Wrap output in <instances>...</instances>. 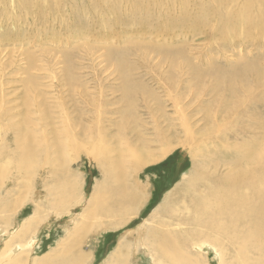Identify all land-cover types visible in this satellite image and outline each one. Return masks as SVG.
Returning <instances> with one entry per match:
<instances>
[{
	"label": "bare ground",
	"instance_id": "bare-ground-1",
	"mask_svg": "<svg viewBox=\"0 0 264 264\" xmlns=\"http://www.w3.org/2000/svg\"><path fill=\"white\" fill-rule=\"evenodd\" d=\"M20 1L19 7L29 17L31 11L29 8L24 9L27 7L26 2ZM88 1V4H82V14L87 18L86 26L73 29L88 34L95 28H101L105 33H117L119 26L132 23L133 30L138 33L158 32V40L171 42L164 41L156 45L151 40H145V43L141 40L142 48L139 47V50L144 48V51L141 50L140 53L144 57H147L148 52L157 53L162 64L168 65L169 72H172L158 79L161 85L154 88L139 78L142 75L140 70L145 66L128 59L130 55L127 49L136 44H127L121 51L110 49L106 52L105 59L108 63L112 62L120 80L116 92L120 93L118 101L122 107L109 111L107 106L105 109L102 106L95 114L101 125L106 123L110 128L108 130L106 126L98 131L102 134L99 139L105 151L99 152L98 145L90 151V158L99 164L104 179L95 186L88 206L82 213L85 214L82 219H98L99 223L96 221L94 226L107 223V228L127 223L138 212L137 206L146 193L136 173L148 164L164 158L175 145H181L192 155L193 167L189 173L185 172V183L169 194L166 203L161 204L141 228L133 233L137 242L135 250L138 246L146 248L150 256L148 264H210V257L213 256H216L219 264H264V54L257 52L250 56L236 55L234 60L227 59L230 57L222 59L221 53V58L217 57L213 48L206 56V61L197 64L190 54L188 37L181 40L180 44H176L172 37L176 35L179 39L183 34L191 35L200 31L206 34V38L211 36L210 41L215 40L212 45L216 47L219 42L218 45L222 46L235 38L264 37V0H206L208 3L203 0L195 3L191 0ZM126 2L134 9V16L128 17V12L121 9L125 8L123 6H126ZM165 3L167 4L164 5ZM192 5L195 6L192 8ZM162 7L169 10L162 11ZM98 13V21H92ZM75 18L76 16H72L71 20H76L77 23L78 18ZM0 40H4L1 35ZM240 46L239 48L243 47ZM135 48L134 53L138 50ZM225 49H229V46ZM223 52L225 55L226 52ZM1 53L0 51V163L8 151L23 153L21 159L23 155L34 156L33 148L37 145L33 143L34 133H26L24 139H19L21 133L18 130L12 141L14 148H8L6 135L11 128L9 131L5 129L3 117L11 110L7 105L12 102L14 104L17 99L16 91L8 92L7 89L21 81L11 74L3 73ZM157 61L159 63L158 59ZM8 65L7 63L6 66ZM65 68V77L68 76L70 82L72 69L69 65ZM74 78L75 75L71 80ZM23 83L33 87L37 82L34 76H30L21 85ZM87 111L88 109L81 110L79 114L85 117ZM101 114L105 115L104 122L100 119ZM18 126L21 124L18 123ZM172 129H177L181 135L174 131L167 132ZM57 143L58 141L55 146ZM24 158L23 161L26 162L27 158ZM20 198L17 199V204L20 203ZM171 201L173 205L169 206ZM40 212L38 203L35 212L23 220L20 229L10 232L6 237L0 249V264H14L24 256L29 257L40 233L39 229L34 231L33 227L34 223L40 225L42 222V219L38 220ZM81 222L82 220L78 223ZM86 226L87 224L79 229ZM1 228L0 233L8 234ZM79 229L76 227L77 231ZM30 233L31 237L25 239ZM73 236L75 235L69 234L68 239ZM64 242L69 241H61L60 250ZM132 244L127 243L126 246L123 243V246L112 253L106 264H127L130 254L135 252ZM211 250L214 253H210ZM205 251L203 262L202 253L199 254L200 257L194 256ZM226 256L230 258L229 261L225 260Z\"/></svg>",
	"mask_w": 264,
	"mask_h": 264
},
{
	"label": "rangeland",
	"instance_id": "rangeland-1",
	"mask_svg": "<svg viewBox=\"0 0 264 264\" xmlns=\"http://www.w3.org/2000/svg\"><path fill=\"white\" fill-rule=\"evenodd\" d=\"M27 1L31 4H28ZM198 1L201 0H191L192 3ZM203 1L208 3L206 0ZM24 2L27 6L24 9L28 10L29 8L31 17H28L26 12L19 7L20 0H0V25L2 24L0 35L4 38V40H0L2 69L4 70L3 73L11 74L19 82L34 76L37 83L33 87L32 85L28 87L24 83L21 85L20 82L7 89L8 92L16 91L17 101L7 105L11 107V112L9 111L4 115L3 123L6 130L9 131L11 128L6 135L8 148H14L12 141L15 138V131L18 130L21 133L19 139H24L26 133L28 135L34 133L35 142L33 141V143H37V145H34L33 148L34 156L27 155L25 157L23 155L24 160L27 158L26 162L20 158L23 153L8 151L2 160L3 162L0 163V227L4 228V230L1 228L4 232L5 230L8 232V234L0 233V249L10 232L20 229L23 220L35 212L39 203L41 212L38 220L42 219V222L40 225L34 223L33 226L34 231L39 229L40 232L35 249L29 253L28 258L24 256V258H20L21 261L19 259L20 262L16 261L14 264H106L112 253L123 246V243L126 245L133 242L131 247H134L135 250L134 245L137 242L133 233L141 228L144 221L150 218L161 204L166 203L165 200L169 194H172L179 185L185 183H183L184 175L185 172L189 173L192 169L193 159L185 146L175 145L164 158L140 169L136 175L146 193L142 202L137 206L138 212L134 213L127 223L119 227L107 228L105 226L107 223L94 226L98 219L96 221L87 218L82 219L85 215L82 213L88 206L89 198L93 195L95 186L104 179L99 164L90 158L92 155L90 151L96 145H98L99 152L105 151L104 145L100 143L101 140L99 139L102 134L98 131L100 128L106 127L107 124L101 125L96 120L95 114L102 106L104 109L107 106L109 111L122 107L119 104L121 102L118 101L120 93L116 92L120 80L112 62L109 61L108 63L105 55L110 49L121 51L125 49L127 44H136V46L127 49L129 57H131L128 59L132 63L143 64L145 67L140 70L142 75L139 78L143 79L145 84L158 88L161 85L158 83V79L166 77L172 71L169 72L168 65L162 64L163 61L157 53L148 52L147 57H144L140 53L141 50L144 51V48L139 50V47L142 48L141 40H144V43L145 40H151L156 45L164 41L167 43L171 41L158 40L160 39L157 36L158 32L138 33L133 30L132 23L119 26L116 30L117 33H105L103 29L95 28L91 30L93 32L89 35L73 29L79 28L81 25L86 26L87 18L82 14L84 9L82 4H88V0H64L62 3L61 0H24ZM176 2L179 4V1ZM58 3L60 4L58 5ZM128 3L126 2V6H123L125 8L121 9L128 12V17H131L135 15L134 9ZM122 4L124 3L122 2ZM194 6L192 5V8ZM168 10L169 8L162 7V11ZM99 13L95 19L90 18V20L97 22ZM64 16L65 18H63ZM72 16L78 18L77 23L76 20L75 22L71 20ZM3 17L4 19H2ZM13 18L14 20H12ZM14 22L17 23L14 24ZM164 32L168 36L166 31ZM183 35H181L182 37L179 35L180 40L177 39L176 35L172 37L175 38L176 44H180L181 40L183 41L186 36L188 37L190 54L197 64L204 63L207 59L206 56L213 48L216 56L220 58L222 56V59L230 57L227 59L234 60L236 55L237 57L250 56L257 52L264 54L263 36L259 39L257 36H254L253 39L251 37L249 39L235 38L234 41L233 39L229 40L227 44L223 43L225 46L218 45L219 42L216 47L214 44L212 45V41L215 40L210 41L211 36L206 38V34L200 31L191 35ZM172 37L169 39L171 40ZM228 46L229 49H225ZM133 48L138 49L137 52L134 53ZM230 50L236 53H232ZM244 50L246 54L243 53ZM223 51L226 52L225 55ZM7 63L8 66H6ZM67 65L72 69L70 82L68 76L65 77ZM74 75V80H71ZM54 76L57 78L55 79ZM84 95H89L90 98ZM25 101L27 102L25 103ZM87 109L88 114L85 113V117L79 114L81 110L86 111ZM101 116L100 119L104 122L105 115L101 114ZM18 123L21 126H18ZM106 128L110 129L108 126ZM172 131L181 135L177 129L167 132ZM173 138L178 139L175 136ZM56 141H58L57 146H55ZM104 141L107 140L104 139ZM105 144L108 146V143ZM19 198L21 200L17 204ZM168 205L172 206L173 201ZM81 220L82 222L79 224L78 222ZM85 224H87L85 228L79 229ZM76 227L79 229L78 231ZM32 233L25 239H29ZM69 234L75 236L68 239ZM63 240L69 242H64L63 248L60 250L59 247L62 244L60 242ZM200 253H202L201 260L203 262L206 251L204 253L199 252L194 256L200 257ZM210 253H214L213 250ZM148 255L145 247L138 246V249L130 254L127 264H148L150 257ZM210 258L212 259L210 264H219L216 256ZM225 260L229 261L230 258L226 256Z\"/></svg>",
	"mask_w": 264,
	"mask_h": 264
},
{
	"label": "trees",
	"instance_id": "trees-1",
	"mask_svg": "<svg viewBox=\"0 0 264 264\" xmlns=\"http://www.w3.org/2000/svg\"><path fill=\"white\" fill-rule=\"evenodd\" d=\"M163 165V164H162Z\"/></svg>",
	"mask_w": 264,
	"mask_h": 264
}]
</instances>
